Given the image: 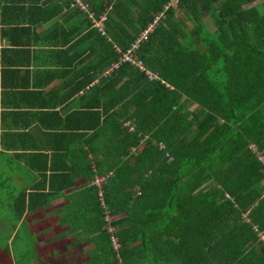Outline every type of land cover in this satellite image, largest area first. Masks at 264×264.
Segmentation results:
<instances>
[{"label": "trees", "instance_id": "obj_1", "mask_svg": "<svg viewBox=\"0 0 264 264\" xmlns=\"http://www.w3.org/2000/svg\"><path fill=\"white\" fill-rule=\"evenodd\" d=\"M89 1L106 10L107 36L68 10L84 20L78 42L92 40L111 64L98 91L112 101L96 102L115 106L102 126L121 146L112 175L103 174L102 202L95 197L101 250L110 264H238L256 252L243 251L254 232L240 212L264 198V0H176L165 9L170 0ZM161 10L137 50L158 77L113 66Z\"/></svg>", "mask_w": 264, "mask_h": 264}, {"label": "crops", "instance_id": "obj_2", "mask_svg": "<svg viewBox=\"0 0 264 264\" xmlns=\"http://www.w3.org/2000/svg\"><path fill=\"white\" fill-rule=\"evenodd\" d=\"M71 2L0 0V230H6L0 236L6 245L19 237L31 248L18 253L20 262L6 255L10 264L111 260L109 252L101 250L104 224L96 221L99 188L94 183L103 174L112 175L120 157L121 146L110 145L102 126L115 106L96 102L112 98L106 94L103 100L98 91L109 82L101 75L111 64L99 59L100 48L92 40L78 42L86 31L78 29L84 20L68 6L83 12L92 27L101 12ZM100 34L107 36L105 29ZM99 67L101 71H96ZM131 107L126 111L122 107V115ZM258 158L264 163L263 156ZM262 199L240 212L254 232L243 251L256 252L238 264L262 263L258 252L259 242H264ZM96 237L102 247L100 242L96 246Z\"/></svg>", "mask_w": 264, "mask_h": 264}, {"label": "built area", "instance_id": "obj_3", "mask_svg": "<svg viewBox=\"0 0 264 264\" xmlns=\"http://www.w3.org/2000/svg\"><path fill=\"white\" fill-rule=\"evenodd\" d=\"M171 1H176V0L168 1L167 4H165L163 8L165 9ZM73 3H76L81 9H84V10H89V6L91 5L89 0H85V1L72 0L71 4L73 5ZM163 10L154 14L151 20H149L143 26V28L138 32V34L130 41L128 46L125 47L124 50L120 51L119 62L113 63V66H117V64L120 62H127L131 64L132 66L136 67L138 70L142 71L147 76V78L153 79L157 77V74L151 71L150 69H148L145 66L143 60L137 56V50L139 49L142 42L145 41L148 38V36L153 32L158 22V19L164 15ZM89 15L93 17V12L89 11ZM105 19H106L105 9L99 15L95 16V18H93L94 27L101 33H104ZM104 178L105 177H100V178H95L94 180V183L99 188L98 196L101 202H102L101 185H102V182L104 181Z\"/></svg>", "mask_w": 264, "mask_h": 264}, {"label": "rangeland", "instance_id": "obj_4", "mask_svg": "<svg viewBox=\"0 0 264 264\" xmlns=\"http://www.w3.org/2000/svg\"><path fill=\"white\" fill-rule=\"evenodd\" d=\"M207 24L210 26L209 24V18L206 19ZM2 231V230H0ZM2 232H4V236H5V232L6 230H3ZM21 234V232H20ZM21 239L18 237L15 240L13 239V241L10 243V245H6L5 244V238H3L2 236H0V264H10L8 260H10V258L12 259V256L15 257V259L19 261V252L20 251H29L31 250L30 248V244H21ZM116 246V243L114 244ZM7 246L9 247L8 250ZM8 251V252H7ZM7 255V258H6Z\"/></svg>", "mask_w": 264, "mask_h": 264}]
</instances>
